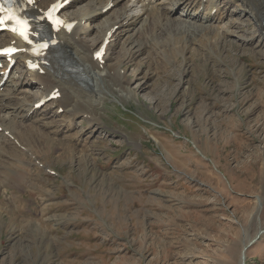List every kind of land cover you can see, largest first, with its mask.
<instances>
[{"label":"rangeland","instance_id":"rangeland-1","mask_svg":"<svg viewBox=\"0 0 264 264\" xmlns=\"http://www.w3.org/2000/svg\"><path fill=\"white\" fill-rule=\"evenodd\" d=\"M116 9L102 10L88 39L108 30ZM230 19L212 21L192 48L168 42L186 23L167 17L156 30L114 37L111 57L135 94L107 83L114 92L94 106L101 128L92 136L96 120L67 128L48 114L40 136L23 137L10 117L0 120L9 147L0 153V264L238 263L243 239L264 228V46L224 35ZM133 33L152 47L124 63ZM70 229L72 251L61 250ZM245 264H264V232Z\"/></svg>","mask_w":264,"mask_h":264},{"label":"bare ground","instance_id":"bare-ground-1","mask_svg":"<svg viewBox=\"0 0 264 264\" xmlns=\"http://www.w3.org/2000/svg\"><path fill=\"white\" fill-rule=\"evenodd\" d=\"M56 1L62 2L64 0H35L29 9V13L33 18L37 19L50 3ZM76 1L78 0L65 3L60 11L66 22H74L71 28L64 25L54 30L42 20L44 25L41 32L53 35L57 39L56 48L48 52L50 57L47 56L45 64H41L43 73L28 70L25 67V58L29 57V54L26 52L15 54L12 57L13 61H3L0 66V120L6 116L10 117L9 124H11V131L12 129H16L22 137L24 134L28 136L32 133H43L41 132L44 129L42 127H49L50 122H52V120L47 121L45 119V115L48 114L49 118L52 119H55V116L65 117V127L67 128L79 125L83 129L96 120L89 132L90 136L94 135L101 128V126H98L101 120L97 117L94 106L102 104L107 99V94L114 92L112 89H108L107 83L115 85L120 92L125 90L123 87H126L128 89L126 95L135 94V91L132 92L128 85H124L127 84L126 80L130 81L132 77L127 78L121 73L119 65L112 59L110 53L116 43V38L114 37L119 38L123 32L132 27L135 32L138 31V33L143 34L148 32V30L150 31L151 28L152 30L158 29L157 27L162 25L160 20L163 17H167L170 24L174 20L178 22L185 21L179 19L178 16L172 17V14L178 11L185 12L193 20L191 22H184L186 23L185 30L178 29V25L173 34L170 32L171 35L168 36V42L170 44L175 42L182 47H191L190 45H193L194 39L197 37L195 34H199V32L207 29H214L212 21L222 22L224 16L231 18L228 26L230 24L234 27L233 29H227L228 26L224 25V35L228 33L234 34L237 39L245 43L254 44L256 47L258 45L264 46V23L262 22L264 19V0H98L87 10L86 8H82L77 10V12H69L68 7L72 6ZM221 1H223V5ZM108 4L111 5L110 9H118L116 16L112 18L110 23L108 21V30L101 37L88 39L86 34L92 29L90 26L91 22L103 13L102 8ZM232 6L235 7L232 9ZM141 17L144 19H141ZM114 25H117L116 29H114ZM114 32L115 34L113 35L112 33ZM134 35L133 37H131L132 35L127 36L126 40L122 42L124 63L132 62L141 53L144 51L148 52V48L150 47L151 49L152 47V42L149 39L146 42H141L138 40V34ZM104 39H107L106 44L103 42ZM11 40H16L12 34L8 32L0 34V42H9ZM197 41L199 39L195 42ZM96 51H99V56L94 55ZM8 66L17 70L19 75L15 76L13 73L6 80H3L5 69ZM140 85L141 83L137 85V88ZM34 89L36 91H33ZM55 92H58L59 96H54ZM122 95L120 93L121 97ZM79 97H85V103L82 102L83 100L80 101ZM40 100H44L43 104L39 108H35L34 105ZM41 107L44 109L43 111L40 110ZM59 108H61V114L58 113ZM80 114L83 119L78 121L77 118ZM83 122L87 124H83ZM1 124L0 128L2 127ZM4 129L7 128L5 127L1 130ZM6 131L0 132V153L7 150L4 147H8L4 144L7 142L5 134L8 132L5 133ZM63 132H66V130H63ZM19 138L14 141L19 140ZM35 138L33 139L36 141ZM28 139L26 141H30ZM30 142L32 143V141ZM19 147L14 146L12 148L14 152H11L14 155L15 152H21L17 149ZM31 160L33 161V159ZM3 175L5 174L3 173ZM252 238L247 237L243 239L238 252L237 264H245L246 249L244 247Z\"/></svg>","mask_w":264,"mask_h":264},{"label":"snow or ice","instance_id":"snow-or-ice-1","mask_svg":"<svg viewBox=\"0 0 264 264\" xmlns=\"http://www.w3.org/2000/svg\"><path fill=\"white\" fill-rule=\"evenodd\" d=\"M28 3H31V0H27ZM3 5L0 4V12H3ZM6 21H12L16 27H13L12 30L14 32H18L24 39H28V22L26 20L20 19L15 13H8L5 16H0V26L4 25ZM55 23V21H54ZM100 54L97 53V56Z\"/></svg>","mask_w":264,"mask_h":264},{"label":"crops","instance_id":"crops-1","mask_svg":"<svg viewBox=\"0 0 264 264\" xmlns=\"http://www.w3.org/2000/svg\"><path fill=\"white\" fill-rule=\"evenodd\" d=\"M55 220H57V218H55ZM48 231H49V228H48ZM77 233H78V231H77ZM84 233L88 234V230H86ZM64 237L66 239L65 242H67V244H65V243H63V245L61 244L60 245L61 250L64 249V251H66V250L72 251V247H73L72 242H73V238H74V234H73L72 230L70 229L69 231H65Z\"/></svg>","mask_w":264,"mask_h":264},{"label":"water","instance_id":"water-1","mask_svg":"<svg viewBox=\"0 0 264 264\" xmlns=\"http://www.w3.org/2000/svg\"><path fill=\"white\" fill-rule=\"evenodd\" d=\"M262 232H264V228L258 231L257 235L250 242H248V244L244 247V249H246L248 245L254 242V240H256Z\"/></svg>","mask_w":264,"mask_h":264}]
</instances>
